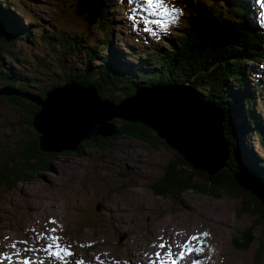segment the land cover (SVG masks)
<instances>
[{"label": "rangeland", "instance_id": "rangeland-1", "mask_svg": "<svg viewBox=\"0 0 264 264\" xmlns=\"http://www.w3.org/2000/svg\"><path fill=\"white\" fill-rule=\"evenodd\" d=\"M8 1L12 3L13 19L32 26L28 37L17 39L11 45L13 54L0 49V67L12 68L16 72L13 78L25 81L17 85L33 95L52 85L63 86L65 73L72 67L80 69L83 66L84 54L51 45L45 37L58 31L68 39L81 40L83 48L91 46L101 38L95 29L89 27L87 31V25L97 21L93 5L86 11V6L82 5L84 2L78 4L79 0L74 8L70 4L75 0ZM128 1L130 15L125 13L123 6H119L116 16H111V26L114 27L111 39L113 45L123 52L125 57L122 58L132 60L127 51L131 48L145 50L153 43L162 46L181 26L183 14L178 22L165 28L163 24L154 22L163 18L151 14L145 0ZM115 2L117 0H111L112 4ZM168 2L183 13L178 0ZM77 4L79 12L75 11ZM252 4L249 6L253 13L249 16L262 27L261 19L254 10L256 6L259 8V2L255 0ZM98 46L99 43L94 48L98 49ZM260 65L264 71V60ZM261 76L249 73L252 81ZM2 82L3 79H0ZM188 86L169 92L175 94L172 92L184 89L187 98L191 95L195 99ZM259 93L264 97V88ZM14 100L0 95V161L7 153L19 151L37 133L33 123H26L28 114L25 107H20ZM62 100L63 97L59 101ZM24 101L28 100L19 102ZM90 101L91 105H97L95 97ZM51 103L46 106L34 103L38 106L34 115L40 109L44 112ZM196 104L198 106L194 108L202 114L203 123L207 118H214L215 130L220 136L216 140H220L223 147V150L218 149L221 155L219 161H222L227 148L220 135V111L207 102L197 101ZM205 104L212 109H206ZM73 105L69 101L63 107V111L71 110L65 114H61L62 111L52 112L56 105L52 106L48 114L44 113L46 121L51 123L53 118L55 123L76 124L80 115L73 112ZM255 112L264 119V109ZM147 132L154 137V144L122 136L106 139L104 144L95 146L85 139L77 151L58 152V159L50 162V169L38 171L31 182L21 181L15 189H9L1 180L0 262L21 264L20 257L25 256L30 257L33 264H40L41 261L43 264H78L80 261L84 264H160L154 261H160L155 256V250L160 248L158 244L163 240L171 246L173 257L179 264H264V256L261 261L255 256V248L260 241H264V231L256 214L242 210L239 196L222 188L212 191L214 194L190 189L177 195H159L152 191L150 183L161 177L164 167L175 159L178 151L166 141L168 145H165L163 138L156 137L153 129L149 128ZM253 138L250 139L251 151L260 156L264 149ZM190 154L194 156L192 149ZM202 155L197 156V164L201 167L205 166L199 162ZM215 159L218 161L217 156ZM248 228L254 238L245 248L236 241L241 242L242 232ZM49 237H60V240L54 242ZM50 243L67 247L72 255L65 256L64 260L50 256L44 250ZM185 244H190L193 250L185 249ZM180 250L185 253L183 259H180ZM168 251L169 248L165 247L164 254ZM4 254L12 255L11 259L4 258ZM164 254V260L168 261Z\"/></svg>", "mask_w": 264, "mask_h": 264}, {"label": "trees", "instance_id": "trees-1", "mask_svg": "<svg viewBox=\"0 0 264 264\" xmlns=\"http://www.w3.org/2000/svg\"><path fill=\"white\" fill-rule=\"evenodd\" d=\"M239 1L178 0L183 8L181 26L162 46L153 43L145 50L130 47L132 50L127 51V54L132 60L122 58L125 57L123 52L113 45L111 39L114 28L111 26V16H116V8L119 6H123L125 13L130 15L128 0H117L115 4L111 0H92L97 21L87 25V31L89 27L95 29L101 38L87 48L82 47L81 40L76 42L74 38L68 39L58 31L45 38L51 45L84 54L83 66L80 69L70 68L64 75L63 86L74 84L83 90L94 87L99 98L118 103L136 94L137 90L188 84L198 102H207L218 109L222 116L220 135L228 150L225 164L218 170L211 163L212 167H201L197 164L198 154L189 160L178 151L175 159L166 164L161 177L150 183V187L159 195H177L187 189L212 194L218 189H226L230 194L240 197L242 210L256 214L264 231V205L261 201L264 195V150L260 156L252 152L250 141L254 136V142L264 149V119L255 112L264 109V97L259 93L264 88V71L259 65L264 60V29L250 18L252 12L245 8L248 1ZM76 3L77 0L71 2V8ZM11 5L8 0H0V49L9 54H13L10 48L14 41L28 37L32 26L15 21ZM75 11L79 12V5ZM81 16L86 18L84 14ZM97 43L99 46L95 49ZM11 69L1 65L0 79H3V84L0 83V88L9 85L19 93H28L32 97L46 96L48 87L33 95L18 86L17 83L25 81L18 77L14 79L13 73L16 72ZM250 72L263 76L252 81L249 78ZM0 95L15 99L20 107H25L28 114L26 123L32 125V117L38 106L33 105L37 103L31 97L13 93ZM24 99L28 101L19 102ZM255 101L260 102L256 104ZM111 123L116 132L110 136L92 135L86 142L100 146L106 139L124 136L154 144V137L147 132L150 127L139 121L114 116ZM36 132L34 138L24 143L19 151L7 153L0 161V181L9 189H15L21 181L31 182L38 171L50 169V162L58 159L60 151L42 149L38 142L40 133ZM155 136L158 137L157 133ZM84 140L80 141L75 150H61V153L81 149ZM162 141L167 144L166 140ZM236 173L242 176L241 179L238 175L236 178ZM250 231L248 228L242 232L241 242L236 241L238 245L246 248L252 243L254 236ZM255 250V256L261 261L264 241H260Z\"/></svg>", "mask_w": 264, "mask_h": 264}, {"label": "water", "instance_id": "water-1", "mask_svg": "<svg viewBox=\"0 0 264 264\" xmlns=\"http://www.w3.org/2000/svg\"><path fill=\"white\" fill-rule=\"evenodd\" d=\"M92 9L95 12L94 17H96L97 14L94 8V2ZM89 13L90 11H88V14ZM75 86H76L75 88H71L72 87L71 84L64 86L59 85L58 87L52 86L46 91V96L44 98H40L39 96L32 97L29 96L28 93H19L9 85H4L3 87H1L0 94H12V93L21 94L25 97L26 96L31 97L32 100L37 104L39 105L43 104L45 106L49 103L50 100H55L57 102H60L59 100L61 98L58 99L56 98L57 95L59 94L58 93L59 91L62 92L60 94L64 95L74 90L73 92L78 93L79 98L77 99L84 100L85 98L90 99L95 97V99L98 102V104L95 106L102 109V111H100V113L99 112L95 113L94 111L87 114L86 110L84 109H80L81 110L80 112L76 110L77 113H79L77 115H80V117L77 119L76 124L71 126H66V123L64 121H60V122L57 121V123H55L53 118L51 123L47 122L45 118L47 117V115H45L44 112H42L43 109H40L34 115L33 126L40 133L38 142L40 144V147L44 150H49V149L57 150V151L75 150L77 145L80 143L82 139L90 138L92 135L110 136L114 132H116L114 125L111 123V118L115 116L126 120L139 121L143 123L147 127H150L151 129L155 130L160 138L166 140L171 147H174V149H176L181 154H183L187 159L193 160L192 157L189 156L191 155L190 154L191 148L188 147L186 144H184L183 138L177 132L178 131L177 128L174 129L171 124H165L163 122V117L160 118L161 115L157 113L158 110L160 111L163 110L167 113V115L170 114L162 107V101L165 100L164 96L168 93L169 90L178 91L177 88L182 86L186 87L187 84H182V86H175V85L154 86L153 88L150 89H144L141 91L137 90L136 94H134L131 97H126L120 100L118 103L109 101L108 99L99 98L100 96L97 94V90L94 87H89L88 89L83 90L77 85ZM140 92L142 93L141 95L143 94L146 95L147 99H149V102L152 101L156 103L159 108H157L153 104L148 103V100H147L148 105L146 104L145 106L142 105L143 107L138 106L136 104L135 99H137V96ZM195 100L197 101L196 97ZM88 101L90 103L87 101L86 102L88 104H91V101L90 100ZM169 130H172L173 134H170ZM43 142H47V144L44 145ZM227 155H228V150L226 151V155L222 160L223 162L221 163V161H219L217 163H211L212 166L216 168V170H218L221 166L225 164L226 161L225 159H227ZM204 165H205L204 167H210L209 164L204 163ZM237 175H239V173L235 174L236 178ZM241 177L242 176H240V179ZM240 182L244 184L242 180H240ZM262 190L264 191V188H262ZM261 201L264 205V195L261 197Z\"/></svg>", "mask_w": 264, "mask_h": 264}, {"label": "bare ground", "instance_id": "bare-ground-1", "mask_svg": "<svg viewBox=\"0 0 264 264\" xmlns=\"http://www.w3.org/2000/svg\"><path fill=\"white\" fill-rule=\"evenodd\" d=\"M81 1L84 2L83 4L82 3L81 4L86 6V10L93 7L92 6L93 2H91V0H79L78 4H80ZM73 91H71L67 94H64V95L60 94L62 92L59 91L58 92L59 94L57 95L56 98L58 99V98L63 97V100L60 102H57L55 100H50L49 102H52V103L48 107L45 108L44 113L48 114L50 108L52 106L56 105L54 109L52 108V112H54V110L55 111H62L61 114H65L67 111H71V110L63 111V107L69 101H71L74 104L72 106L73 112H77V111L80 112L81 111L80 109H85L87 114H89L90 112H94V111H95V113L96 112L100 113V111H102V109H100L94 105L88 104L87 102H89L88 100H90L88 98L84 99L87 102H81L79 99H77V98H79L78 93L73 92ZM172 93H175V94H171L168 91V93L164 96L165 100L162 101V107L166 111H168L170 114L167 115V113L163 110L162 111L158 110L157 113L159 115H161L160 118L163 117V122L165 124H171L174 129L177 128V130H178L177 132L183 138L184 144H186L188 147H190L192 149V152H194V154H199V155L203 154L202 158L200 157L199 162L209 164V166L212 167L210 165V163H215V162L217 163V162H219V159L221 158V155L219 153L220 151L218 149L223 150V147L220 143V140H216L220 136L218 135L217 131L215 130L216 126H214V118H207V119H205V123H203L202 114L196 108H194L195 106H198L196 104L197 101L195 99H193V97H191V95H190V98H187V96H185L186 92H184V89L180 92H172ZM141 94L142 93L140 92L137 96V99H135L136 104L138 106L143 107L142 105L145 106V104L148 105V103H150V104H153L154 106H156L157 108H159L156 103H154L152 101L149 102V99H147L146 95H144V94L141 95ZM139 95H141V96H139ZM147 100H148V103H147ZM198 103H200V102H198ZM96 104H98V102H96ZM205 107H206V109L207 108H210V109L214 108V107L211 108V106L209 104H205ZM210 120H212L213 123ZM66 126H68V125H66ZM169 133L173 134V131L169 130ZM212 140H214V142ZM216 156L218 157V161L215 159ZM239 179H240V177H239ZM162 243L168 245V243L163 242V240H161V242L158 244V246H160ZM175 249L177 250V252L179 251V249H177V248H175ZM155 251L157 253L158 252L161 253L160 258H158L156 255L157 253H155V256L157 259H161V258L164 259L163 254L165 252V248H159V249H156ZM180 252H181V250H180ZM11 256L12 255H10V257ZM151 257H152V259H154L153 256H151ZM24 258H30V257L23 256V257H20V260L23 261ZM154 261L160 262L158 260H154ZM34 263H36V262H34ZM0 264H5V263H3V261H2V262H0Z\"/></svg>", "mask_w": 264, "mask_h": 264}, {"label": "snow or ice", "instance_id": "snow-or-ice-1", "mask_svg": "<svg viewBox=\"0 0 264 264\" xmlns=\"http://www.w3.org/2000/svg\"><path fill=\"white\" fill-rule=\"evenodd\" d=\"M145 4L147 7V10L157 17H162V20L154 21L155 23H161L167 28L168 24H175L178 22L179 17L183 14L182 10L179 8H176L175 6L171 5L168 0H145ZM52 231H55L53 229ZM204 235H207L205 233ZM49 239L55 241H59L60 237H49ZM192 239H197V237H192ZM26 243V242H25ZM15 247V245H13ZM168 247L169 251L165 254L168 257V261H170V264H179V261L173 257V254L171 252V246L166 244H161L160 248ZM188 251H192L193 249L190 248V244H185L183 246ZM44 250L48 252L50 256H55L57 259L64 260L65 256L72 255L70 250L67 247H62L58 243H50L48 244ZM158 258L161 257V253L156 254ZM185 253H180V259L184 258ZM4 258L11 259V257L8 254H4ZM168 261L164 260L163 258L160 259V264H168ZM22 264H33L32 260L30 258H26L22 261ZM40 264H43L41 261ZM78 264H84L83 261L78 262Z\"/></svg>", "mask_w": 264, "mask_h": 264}]
</instances>
